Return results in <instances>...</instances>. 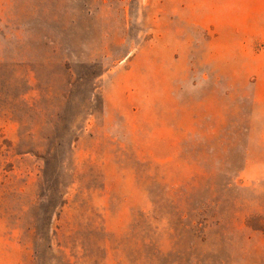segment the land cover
<instances>
[{"label":"rangeland","instance_id":"obj_1","mask_svg":"<svg viewBox=\"0 0 264 264\" xmlns=\"http://www.w3.org/2000/svg\"><path fill=\"white\" fill-rule=\"evenodd\" d=\"M0 264H264V0H0Z\"/></svg>","mask_w":264,"mask_h":264}]
</instances>
